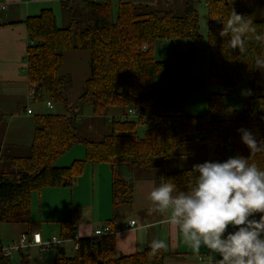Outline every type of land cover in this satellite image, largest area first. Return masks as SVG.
Here are the masks:
<instances>
[{"label": "trees", "instance_id": "1", "mask_svg": "<svg viewBox=\"0 0 264 264\" xmlns=\"http://www.w3.org/2000/svg\"><path fill=\"white\" fill-rule=\"evenodd\" d=\"M255 2H206L211 90L208 117L185 112L186 92L200 86L199 81L189 79L187 54L175 61L154 56L155 46L165 41L187 39L196 44L203 39L193 0H183L180 9L117 0L115 17L113 0H61L60 8L68 21L63 27L58 26L53 8L26 17L23 23L29 44L24 59L32 91L28 101L37 109L34 113L32 108H25L27 114L34 115L29 155H4L0 149V160H7L12 168L0 172V224L31 227L32 193L43 188L70 187L86 164L110 167L113 208L132 203L133 175L153 177L160 183L174 182L179 190L187 191L195 181L192 168L171 170L169 166L185 156L184 147L199 142L209 146L208 161L239 155L264 168V148L250 154L237 132L245 128L257 140H264V94L252 89L247 92L243 118H228L229 112L236 111L227 110L225 103L226 96L235 95L240 85L254 76V60L264 57V48L249 41L245 52L232 50L219 35L231 9L264 30V20L254 16ZM69 52L88 54V73L75 97L71 96L73 77L63 71ZM158 76H166L169 86H156ZM216 88L220 91L214 92ZM46 102L52 108L59 106L60 111L52 113ZM41 103L45 104L43 110L38 107ZM88 106L93 118L110 120L108 133L99 140L80 134L79 123ZM128 110L137 117H127ZM5 120L0 114V127ZM77 144L83 146L84 158L69 166H57L56 161ZM58 225L57 237L74 239L75 222L62 220ZM77 243L74 255L57 254L54 264H164L165 260L163 249L153 254L150 247L119 255L112 231L96 241L85 237ZM19 255L22 264H29L25 252ZM0 264L11 263L0 255Z\"/></svg>", "mask_w": 264, "mask_h": 264}, {"label": "crops", "instance_id": "2", "mask_svg": "<svg viewBox=\"0 0 264 264\" xmlns=\"http://www.w3.org/2000/svg\"><path fill=\"white\" fill-rule=\"evenodd\" d=\"M60 1L61 0H0V5L4 6V9H0V114L6 117L3 127H0V149L2 150L8 147L11 151L22 152L29 149L32 141V119L34 115L27 114L26 109L30 107L33 109V112L36 113L35 110L37 107L35 106L34 109L28 101L29 88L24 57L29 44V38L23 21L28 16L38 14L44 8H52L53 4L60 5ZM135 1L146 3L151 7L164 8L173 6L176 9L183 7V0ZM206 2L207 0H193L194 7L197 9L199 16V26L202 3L206 9L204 12L206 22L208 23ZM254 16L257 19L264 20L263 0H256ZM171 42L172 41L169 43ZM156 48L157 47H155V49ZM155 49V58L157 60H162L160 57L157 58ZM205 53L207 56L208 70L207 49ZM87 63L88 54L86 52H69L65 54L63 71L71 74L73 77L72 97H75L82 90L83 81L88 73ZM158 80L160 79H156L155 84L159 83ZM244 82L243 91L245 92V95H247V92H249L250 89L256 94L263 95L264 69L257 68L254 76L247 78ZM156 86L166 88L160 84ZM210 91L209 88V92ZM38 107L40 108L41 106ZM226 109L231 110L227 105ZM58 111H60V108H58ZM187 114L198 116L192 113ZM82 115L85 120L90 119L92 123L104 124L105 128L108 127V129L110 127V120L108 118L106 119V122H104L103 119H100L101 117L93 118L91 112H85V110ZM203 116L208 117L207 113ZM193 146H197V148L199 147V150L202 151L204 155H207L206 161H208V144L205 142H199L190 146L189 149ZM189 149L184 148V157L191 159L193 157L195 160L198 157L199 161H203L200 156L194 155L196 151L190 152ZM83 151L84 149L80 148L75 155H71V150L69 152L67 151L58 159V161L66 165L71 160H81L83 159L82 154L83 156L85 155V152ZM8 155L19 156L17 154ZM58 161H56V165ZM196 162L197 163L195 164L203 163L198 162V160H196ZM195 164L182 167L175 164L172 166L173 169L171 170L192 168ZM133 177L135 178V190L132 203L125 206L126 208L123 209V213H120L119 209L118 211H115L111 206L110 167L108 169L102 164H86L83 173L74 180L70 187L59 186L55 188H45L38 193L33 194L41 195V197H43V195H45V197H48L49 195H59L62 197L60 200L62 208L64 209L62 216H58L62 209L61 207H59L58 210H54V205L40 201L43 209H45V212L48 211V214H45V212L42 214L39 206V222H32V227L21 230L18 236L21 233L30 230L32 232H38L41 235L42 240L45 241L50 239V236L53 235L54 226H56L57 229L59 228L58 221L71 220L76 223L75 239L89 238L95 229L108 226L115 235L117 253L119 255H128L141 251L146 247H150L153 240L162 239L167 245L163 249L165 252L164 264H217V258L203 247L200 249L199 254L194 253L183 242L182 237L175 226L169 225L165 222L161 214L150 211L149 202L146 200L147 193L153 186L158 185L160 182L153 177H145L139 174L136 176L133 175ZM46 190L55 191L50 192ZM131 221H134L133 225L130 224ZM144 224H152L154 227L147 231L138 230L140 229V226ZM63 244L56 247L54 250L57 251L56 254H59L58 251L60 249H63L66 254V248ZM31 248H36V251L39 254L42 253L39 247L36 246L30 247L28 251ZM27 255L29 256L28 253ZM20 259L21 262H23L22 258Z\"/></svg>", "mask_w": 264, "mask_h": 264}, {"label": "clouds", "instance_id": "3", "mask_svg": "<svg viewBox=\"0 0 264 264\" xmlns=\"http://www.w3.org/2000/svg\"><path fill=\"white\" fill-rule=\"evenodd\" d=\"M246 17L231 9L222 22L219 35L232 50L245 52L249 41L264 48V30ZM254 62L264 69V57ZM237 132L250 154L264 148V140H257L250 130ZM191 171L195 181L187 191L174 182L153 186L146 196L150 211L175 226L194 253L203 247L217 258V264H264V168L250 163L249 157L235 155L195 164ZM152 227L144 224L138 230ZM166 246L157 239L150 248L155 254Z\"/></svg>", "mask_w": 264, "mask_h": 264}, {"label": "rangeland", "instance_id": "4", "mask_svg": "<svg viewBox=\"0 0 264 264\" xmlns=\"http://www.w3.org/2000/svg\"><path fill=\"white\" fill-rule=\"evenodd\" d=\"M153 4V3H152ZM116 5H117V0H113L112 3V9H113V14L115 17L116 13ZM53 11L56 15L57 18V24L59 27L66 26L68 23L67 21V16L64 14V11H61L60 5L58 4H53L52 5ZM206 9L204 8V4L202 3V7L200 9V33L203 35V39L194 44L190 40L187 39H182V40H176L172 41L169 43L168 41H165L166 43L164 44H157L155 47L157 58L160 57V59L164 60H178L183 54H187L188 58V73H189V79L192 80H197L199 81L200 86L198 88L190 89L186 92L185 94V112L186 113H192L196 114L198 116H203L204 114L207 113L208 115V94H209V88H208V71H207V56H206V49H207V39H206V29H207V22H206V17H205V12ZM158 49V50H157ZM159 52V55H158ZM157 79L159 83H156V85H161L168 87V78L166 76H158ZM245 83V82H244ZM220 89L216 88L214 92H219ZM245 92L243 91V84L240 85V88L237 89L235 95H230L226 96L225 98V103L226 105L231 108L232 110H235L236 112H229L227 114L228 118H243L246 115V109L244 108L245 105ZM244 102V103H243ZM43 103H41L40 109L43 110L44 108ZM58 107L55 106L50 109L52 113L58 112ZM85 112H90V107H86ZM205 117V116H204ZM100 119H103L104 122H106V119L101 117ZM141 133L143 132V128L140 127ZM79 130L80 134L87 138V139H92V140H99L101 139L106 133H108L109 129L108 127L105 128L104 124H95L90 121V119L85 120L84 117H82V121L79 123ZM190 146L184 147L185 149H189ZM82 148L83 146L81 144H77L73 146L71 150V155L77 154V151ZM191 149V150H190ZM189 151H196L194 153L195 156H200L203 161H199V158L197 157L196 160L198 162H205L207 155H204L202 151L199 150V147L193 146L190 148ZM69 150V151H70ZM68 151V152H69ZM18 152V153H17ZM11 151L8 147L4 148L1 153L4 155L7 154H17V155H24L28 156L29 155V149H26L25 151ZM84 152V151H83ZM79 154V153H78ZM64 155V154H63ZM62 155V156H63ZM61 156V157H62ZM85 156V155H84ZM83 154L82 157L84 158ZM81 157V158H82ZM196 160L192 157H184L180 159L178 162L174 161L172 164L169 166V169L172 168V165H175L178 163L180 167L185 166V165H191L197 163ZM58 161V160H57ZM73 160H71L68 164H62L60 161H58L57 165L58 166H69L72 163ZM90 165V164H88ZM98 165V164H97ZM103 166L107 167L109 169V166L106 164H102ZM12 170V168L9 166L7 160L2 159L0 160V172L3 171H9ZM45 189V188H43ZM53 192L55 190H46ZM38 192H33L32 193V204H31V220L33 223L39 222L38 217L40 216L39 214V206L41 209V213L43 214L45 212V209H43L41 202H47L51 205H54V210H58L59 207L62 208V204L60 202L61 198L59 195H49L48 197H41V195H33ZM48 193V192H45ZM110 197V195H109ZM41 201V202H40ZM40 202V204H39ZM112 206V204H111ZM125 206H120L118 208H113L115 211H120V213H123V209H125ZM64 209L62 208L58 216H62V212ZM45 214H48V211L45 212ZM67 218V217H66ZM32 227V225H30ZM27 226L25 225H11V224H0V239L2 243H7L11 239H16L19 232L21 230H25ZM59 229V228H58ZM58 229L56 226L53 228V236H58ZM63 246L66 248V255L67 256H72L75 254V249L73 247V242H66L63 244ZM29 254V264H54L53 260H55V256L57 255V251H51L49 253L42 252L39 254L36 251V248H31L26 254ZM11 264H22L21 259L19 258V254L16 253L12 256L10 259Z\"/></svg>", "mask_w": 264, "mask_h": 264}, {"label": "built area", "instance_id": "5", "mask_svg": "<svg viewBox=\"0 0 264 264\" xmlns=\"http://www.w3.org/2000/svg\"><path fill=\"white\" fill-rule=\"evenodd\" d=\"M0 9H4L3 5H0ZM29 94H32V91H29ZM46 106L48 109L52 108V104L49 102H46ZM231 109V108H230ZM29 112V110H28ZM127 117L129 118H136L137 115L134 111L128 110ZM131 225L134 224V221L130 222ZM111 230L108 226H104L102 228H97L93 231V234L90 236V238L93 241H96L98 238L109 235ZM73 242V247L76 249L78 247V239H62L57 236H53L48 240L43 241L41 238V235L38 232H30V233H21L16 239L10 240L6 244H2L0 246V255L5 257L6 259H11L12 256L16 253L27 252L28 249L32 246L39 247L41 252L48 253L53 248L56 249L57 246L62 245L65 242Z\"/></svg>", "mask_w": 264, "mask_h": 264}, {"label": "water", "instance_id": "6", "mask_svg": "<svg viewBox=\"0 0 264 264\" xmlns=\"http://www.w3.org/2000/svg\"><path fill=\"white\" fill-rule=\"evenodd\" d=\"M54 250H55V249L53 248L52 251H54ZM58 253H59V254H64V250H63V249H60V250L58 251Z\"/></svg>", "mask_w": 264, "mask_h": 264}]
</instances>
